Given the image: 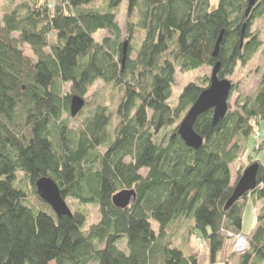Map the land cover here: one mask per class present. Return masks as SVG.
<instances>
[{
	"label": "trees",
	"instance_id": "16d2710c",
	"mask_svg": "<svg viewBox=\"0 0 264 264\" xmlns=\"http://www.w3.org/2000/svg\"><path fill=\"white\" fill-rule=\"evenodd\" d=\"M247 2L126 0L124 37L115 21L121 0H22L3 13L0 264H200L189 247L194 235L205 240L214 264L230 239L225 233L243 235L248 199L261 201L256 226L243 235L247 249L232 251L224 264H264V165L247 153L250 136L261 137L264 127V70L253 93L228 104L217 124L211 110L197 117V150L177 129L210 75L188 82L175 107L168 103L176 66L212 68L218 61L219 78L228 79L259 51L252 24L264 19V0L245 16ZM136 29L141 36L133 48ZM99 30L108 34L94 39ZM97 81L101 88L89 95ZM73 95L84 100L76 127ZM263 146L264 140L252 151ZM254 162L255 188L224 209ZM44 176L66 204L95 205L98 220L87 225L84 209L70 207L71 217H57L36 192ZM123 189L136 198L118 209L111 197Z\"/></svg>",
	"mask_w": 264,
	"mask_h": 264
},
{
	"label": "rangeland",
	"instance_id": "374dc122",
	"mask_svg": "<svg viewBox=\"0 0 264 264\" xmlns=\"http://www.w3.org/2000/svg\"><path fill=\"white\" fill-rule=\"evenodd\" d=\"M22 0H0V20L3 13L9 9H11L16 3ZM214 3V1H213ZM101 1L94 3L93 5L89 6H99ZM130 21L135 20V14L129 18ZM115 21L118 24L122 36L124 37L125 34V27H126V0H121V4L117 8ZM252 29H257L260 32L259 39L262 41V46L259 51L252 57L250 61L246 65L238 64L234 72L228 77L232 84L231 92L228 98V104L232 107L235 103V100L238 97L243 96H250L253 91L256 89L262 71L264 70V19L255 20L252 24ZM106 31L99 30L96 32L93 37L94 39L99 40L102 36L107 35ZM140 31L134 30L133 32V39H132V47L136 48L137 43L140 39ZM136 52L133 50L131 53V57H134ZM174 75L173 86L171 89V96L168 100L170 106L175 107L177 104L178 95L180 94L183 87L190 81H193L197 78L203 77L204 75H210L211 67L202 66L198 69L194 70H181L178 66H176ZM102 86L100 81H97L90 89L89 95L92 94L95 90L100 89ZM89 100V98H87ZM67 115L64 114L62 118H66ZM77 117L70 118V124L72 127H76L77 125ZM261 137H256L255 133L250 136L249 142L247 145V153H251V155L259 159L261 163L264 165V146L259 151H252L253 144L256 145L258 142L264 140V127L260 129ZM245 161V158L243 162ZM238 164V162H237ZM234 167H232V182L235 181V174H234ZM21 175H19L20 177ZM67 206L70 207L72 210L75 208H83L87 214V225H91L98 220V209L95 205H86L79 207L76 205V202L73 200L67 201ZM261 202H256L255 204L252 203L251 199L247 200V203L244 206L243 214H242V233L245 236H249L257 223V212L260 209ZM190 224L189 221L182 224V229L180 233L183 232L186 226ZM228 237V233H225ZM236 238L232 236L230 239L225 240V247L221 252L217 254L216 262L214 264H224L226 259L228 258L229 254L232 252V248ZM189 247L190 250L197 256L198 260L201 259H208L209 251L205 240L200 237L199 235L191 236L189 239Z\"/></svg>",
	"mask_w": 264,
	"mask_h": 264
},
{
	"label": "water",
	"instance_id": "95a60500",
	"mask_svg": "<svg viewBox=\"0 0 264 264\" xmlns=\"http://www.w3.org/2000/svg\"><path fill=\"white\" fill-rule=\"evenodd\" d=\"M256 1L257 0H248L245 16L248 15L251 7ZM222 35L223 31L219 33L215 42L212 51V57L214 58H216L218 55L219 45L222 41ZM127 43V41H124L122 46V63L125 60ZM219 68L220 63L216 61L211 68L209 85L200 92L197 99L194 101L178 125L177 134L179 135L180 139L187 147L194 150H197L202 144L201 136L198 135L193 129L197 117L211 110L212 124L215 125L224 118L228 109V98L231 92L232 84L228 79L219 78ZM83 106V98L78 95H73L70 98L69 104L70 116L75 117L81 111ZM257 171V162L250 164L243 170L240 178L233 185L232 193L226 201L224 209H228L238 199L255 188ZM35 186L38 196L51 207L57 217H71L70 208L67 206L57 185L51 178L45 176L41 177L37 179ZM135 198L136 193L133 189H123L111 197V202L115 208L124 209L128 207L130 202L134 201Z\"/></svg>",
	"mask_w": 264,
	"mask_h": 264
},
{
	"label": "built area",
	"instance_id": "2783aa9c",
	"mask_svg": "<svg viewBox=\"0 0 264 264\" xmlns=\"http://www.w3.org/2000/svg\"><path fill=\"white\" fill-rule=\"evenodd\" d=\"M255 135H256V137H259V133L258 132H256ZM228 235L230 237L232 236L233 238H236V241L234 243L232 251H234L236 253H241V252H243L244 250L247 249L248 244H247L245 236H243L242 234L232 235L231 233H228Z\"/></svg>",
	"mask_w": 264,
	"mask_h": 264
},
{
	"label": "crops",
	"instance_id": "0c3cea01",
	"mask_svg": "<svg viewBox=\"0 0 264 264\" xmlns=\"http://www.w3.org/2000/svg\"><path fill=\"white\" fill-rule=\"evenodd\" d=\"M257 202H261V201H257ZM209 262H210V257H208V259H201L199 261L200 264H209Z\"/></svg>",
	"mask_w": 264,
	"mask_h": 264
}]
</instances>
